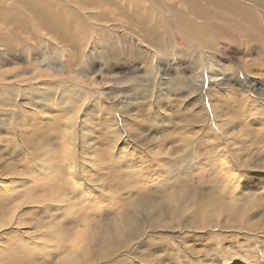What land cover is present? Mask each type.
I'll return each mask as SVG.
<instances>
[{"label":"bare ground","instance_id":"6f19581e","mask_svg":"<svg viewBox=\"0 0 264 264\" xmlns=\"http://www.w3.org/2000/svg\"><path fill=\"white\" fill-rule=\"evenodd\" d=\"M133 1L136 4L131 11ZM180 1L187 3V7L180 8L177 0H0V54L22 50L17 52L29 56L33 51H38L36 54L39 57L33 59L31 65L52 73L66 74V81L48 82L57 94L66 88L63 96L74 98L65 104L61 116L50 107V114L54 116L49 115L50 118L44 121L46 136L38 145L43 150L39 152L40 155L36 153L38 162L30 161L31 164L21 171L6 165L9 166L7 174L4 172L6 166L0 167V264L2 255L7 252L21 257L15 264H35L38 254L53 257L49 262L40 259L39 262L43 264L122 263V259L116 258L123 253L119 250H131L136 242L150 239L152 233L157 232L148 224L162 220V225L155 226L161 229L158 232L174 234V220L179 222L176 229L184 227L182 220L187 215L189 203L198 198L204 199V194L198 192V189L193 192L192 188L184 186L180 192L176 181L181 178V174L194 177L195 173H212L211 176L207 173L208 181L204 178L200 181L201 184L212 183L211 191L205 196L209 207L208 217L211 218L212 214H223L221 208L219 213L212 210V202L227 198L234 203L238 193L243 190L242 195L245 196L251 186L255 185L250 175L240 179L235 172L264 173V162H252L264 156V90L255 92L254 86L247 81L252 66L264 67V27L258 23L257 18L263 15L264 10L261 8L264 9V0H245L247 3L243 0H213L223 8L217 9L213 5L217 10L211 13L200 8L199 0ZM106 21H112L113 27L106 28ZM99 23H105V26ZM118 28H123L122 36L126 41L141 45L147 55L138 51L134 43L130 42L131 47L126 52L113 55V58L124 60V55H129L145 63L147 73L144 84L152 85L149 88L152 103L159 99L154 94L159 86L183 89L189 93L190 102H196L197 107L202 102L199 104L200 117L203 127L208 130L205 134L209 136L210 145L209 150L197 149L199 145L193 150H186L177 138L163 137L155 146L159 147L156 153L153 147L141 156L135 149L130 153L121 151V156H117L111 140V162L118 165L121 160H127L121 169L112 166L114 169H109V172L116 173L105 174L97 182L100 163L93 159V166L80 163V158L85 159V148L88 147L81 144L80 137L88 128L85 121L81 127L78 118L82 109L93 106L107 113L109 118H112L109 116L111 110L98 105L99 98L103 97L99 90L92 91L91 96L87 94V89L95 84L94 78L88 82L79 79L78 86L74 79H77V69H81L78 75L82 73L86 76L84 61L78 63L77 60L85 56L89 44L96 47L93 38L97 32L113 29L111 33L114 34ZM111 38L114 36L108 37L104 33L101 42L109 45ZM62 44L66 46L65 50ZM221 53L227 57H233L232 54L242 56L233 57L239 64L228 63L226 67ZM250 53L255 55L254 59L249 58L252 55ZM148 55L154 58V62ZM165 56L188 57L190 61L184 68L190 75L184 76L180 71L172 79L161 75L156 64L159 57ZM223 70L230 71L235 80L238 78L237 72L242 73L241 78L245 80L244 84L234 85L236 88L230 87V95L223 92L224 89L229 90V81L215 83L222 78ZM206 77L211 87H204ZM138 81L136 78L135 82ZM30 87V84L16 83L13 92L19 96L27 95ZM197 90H200V96L191 99L190 94ZM86 99L88 102H83ZM16 105L13 94L6 88H0V114L4 116L0 118V131L11 136L5 142L12 145V150L17 148L13 140L14 136H18L16 123H19L23 110ZM235 114L248 119L244 123V130L242 126L238 127L240 124ZM113 115L115 117L111 125L107 120L102 125L108 128L103 133L106 139L112 137L120 126L123 132L119 131L117 140L121 141L124 135L123 140L129 137L125 143L130 145L142 137L140 129L128 131L125 121ZM255 122L259 126L251 127ZM98 125L101 126L100 123ZM97 132L102 133L101 130ZM64 138L67 141L62 143ZM47 150L49 154L43 157L41 154ZM94 166L98 168L97 171L90 172L88 168ZM122 177L129 188L141 179L158 180L154 188L160 190L162 198L149 206L147 200L152 194L145 193L137 197L136 203L121 208L115 186ZM108 179L115 189L105 186V180ZM79 181H82L81 185H78ZM123 189L127 190L125 187ZM213 191L217 192V196H213ZM124 195L122 193L123 201L129 197ZM166 195L168 198H165ZM260 207L244 206L241 211L247 216L249 208H257L258 212ZM108 208L111 211L110 220L104 223L98 212ZM152 210L158 212L150 216ZM97 214L99 218H93ZM229 215L234 216L228 218L233 227L240 224L242 228L252 231L264 229V220L240 221L236 218L237 212ZM165 222L170 224L171 231L166 230L167 227L162 228ZM191 225L195 223L191 222ZM216 225L213 223L210 227ZM258 242L253 244L257 245ZM115 251L119 252L112 259L110 255Z\"/></svg>","mask_w":264,"mask_h":264},{"label":"rangeland","instance_id":"374dc122","mask_svg":"<svg viewBox=\"0 0 264 264\" xmlns=\"http://www.w3.org/2000/svg\"><path fill=\"white\" fill-rule=\"evenodd\" d=\"M177 1L180 3H178L180 8L187 7V3H183L180 0ZM243 1L245 2V0ZM198 3L200 8H205L209 13L223 8L220 5H216L213 0H199ZM135 4L136 1H133L130 8L131 11L134 10ZM213 5L217 6V9H215ZM261 10L264 9L261 8ZM257 18L258 23L264 27V12L263 15L257 16ZM106 22V28L113 27L112 21ZM101 25L105 26V23ZM113 31L114 30L111 29L97 32L93 38V40L96 41V47L93 48V46L89 44L85 51V56L77 60L78 63H81V60L84 61L83 67L86 76H83L82 73L81 75H78L80 74L81 69H77L75 72L77 79H74L75 85H80L79 79H85L88 82L90 78H94L95 84L92 85L90 89H87V94L91 96L93 94L92 91L99 90L103 97L99 98L100 102L98 105L110 109L111 115L109 116H112V118H109L108 115H106L107 113H104L99 109H94V106L80 111L78 124L81 126L82 122L85 121L88 128V131L85 130L82 132L80 137V140H82L81 144L85 147L88 146L87 149L85 148V159L80 158V163L93 166L94 162H92V159L93 161H98L101 166L98 162L95 163L101 168L97 172L98 177L96 180L97 182H100L105 174L116 173L109 172V169H114L112 166H115L116 169H121L125 164L124 161L127 160H121L118 165H114V163L111 162L110 156L111 150H113L109 145L111 140L117 156H121V154L119 155V152L121 151L130 153L133 149L137 150V154L141 156L146 154L147 150L153 147L154 152L156 153L159 147L155 146L158 144L159 139L163 137L170 139L177 138L186 150H193L196 145H199V148L197 149L205 148L209 150V136L205 134L208 130L203 127V121L200 117L201 107L199 104H202V102L198 103L197 107L195 105L196 102H190L187 95L189 93H186L183 89L175 90L173 88H167L166 86H162L163 88H160L159 86L157 90L154 91V94L159 99L155 103H152L150 100V94L152 92L149 90L152 85L147 86L144 84L147 73L145 63L140 62L141 60L137 61L129 55H124V60L113 58V55H117L120 52H126L131 47L130 42H132L126 41L123 38V28H118V32L112 34L111 32ZM104 33L105 36L107 35L108 37L114 36V38L109 39V45L101 42ZM51 41L54 40L51 39ZM134 45L138 51H143L146 54V52L142 50L143 47L141 45L136 43H134ZM62 46L65 50L66 46L63 44ZM17 51L22 50H13L11 53L0 54V77H2L0 79V88L8 89L13 94V100L17 103L16 106L23 109L19 123H16L18 136H14L13 140L14 145L17 146L15 150H12L11 144L8 145L5 142V139H10L11 136L9 134L4 135L5 133L2 134V131H0V167L3 168L4 166L9 165L10 167H15L17 171H21L23 167L31 164V162H38L36 156L43 152L42 147H39L38 145L46 136L44 131V121H47L50 117L54 116H51L50 114V107L52 106V109L61 116L65 104L74 100V98L63 96V92L67 91L66 88H63L62 92L57 94L51 89L48 82L49 80L66 81V74L52 73L47 69L32 66L31 61L39 57L37 55L38 51L36 50L29 56L26 54L22 55V52L19 53ZM232 55L233 57L242 56V54ZM148 57L154 62V58L151 55H148ZM160 57L158 58L156 66L161 75L165 76L167 79H172L179 71L184 76L190 75L189 71L184 68V66L190 61L188 57ZM222 57L226 67V64L228 63L239 64L236 58L227 57L225 54H222ZM249 58L254 59L255 55L252 54ZM62 61L65 63L64 58ZM77 62L76 64H78ZM249 70L251 73L247 79L248 83L254 86L255 92L256 90H264V67L261 65L252 66ZM237 75L238 78L235 80L230 71L223 70L222 78L215 83H221V80H224L225 82L229 81V90L224 89L223 92H227V95H230V87L245 83V80L241 78L243 76L242 73L239 74L237 72ZM136 78L139 79L138 82H135ZM68 79L69 77H67V80ZM16 83L24 85L30 84L31 87L29 88L28 94L19 96L14 93L13 89ZM67 84H69V82ZM83 85L87 86L86 83ZM208 85L211 87V82L209 84L208 77H206L204 87L208 88ZM212 86V89H214L215 85L213 83ZM75 94L77 96L76 89ZM198 95L200 96V90L190 94V98H196ZM83 102H88V99ZM233 104L234 103L232 102L231 105ZM113 113L125 121L124 125L127 127L128 131L140 129L143 132L142 137L137 141H132L130 145H127L125 141L129 137H125L123 140V135V141L121 140V142L120 140H117V137L120 134L119 131L121 133L123 132L122 126H120L119 130L118 128L115 130L112 137L106 139L103 136V133L105 134V132L108 131V128H103L102 125L105 120L111 125L115 117ZM0 118H4V116L0 114ZM236 118L240 124L238 127L241 128L242 126L244 130V123L248 119L246 117L237 116ZM149 120H151V123H149ZM122 122L123 121H121L120 124H122ZM98 123H100L101 126L98 125ZM258 126L259 124L256 122L251 125L253 128ZM99 130H101L102 133H98L97 131ZM109 130H111L110 127ZM42 132L44 135H42ZM24 133L27 137L24 136ZM24 139L25 141L23 142ZM66 141L67 140L64 138L63 142H60L65 143ZM185 141H190L191 143L187 144ZM173 143L174 142L172 141V144ZM37 152L38 155L36 154ZM47 154H49V150L41 155L44 157ZM243 156H247V154H243ZM90 159L91 162H88ZM252 162L254 164L264 162V156L257 157L252 160ZM9 166H6V169L4 170L5 174H7ZM88 169L90 172H96L98 168L94 166L92 169ZM207 173L209 174L207 171L206 173H195V175H193L194 177L181 174L184 177L181 176V178H178L179 180L176 181L180 186L178 187L180 192L181 188L187 186L192 188L193 192L198 189V192L204 194V199L198 198L189 203L187 215L182 220V226L184 227L176 229L179 222L174 220L173 225H175V233L166 234L161 231L158 232L161 229L155 228L158 224L162 225V220L152 223V225L148 224V226H152L153 231L157 232H153L150 239L144 238L143 240L138 241V243L136 242V245L131 250H128L127 248L119 250L123 252L121 255L116 256L119 251L113 252L110 255L112 259L116 256V258L122 259L123 261L122 263L119 262L116 264H234L235 262H238V264H264V229L252 231L248 228H242L240 224H238L239 226L236 225L233 227L232 222H228V218L232 219L234 217L229 215L233 212L238 213L236 218H239L240 221L264 220V180H262L264 179V173L235 172L240 179L245 176H251V179L253 180L252 184L255 185L251 186V190H249L245 196L242 195L244 194L243 190L238 193L236 195L237 201L234 203L229 202L227 198L223 199V201L217 200L216 202H212V210L219 213V209L221 208L220 212H223V214L220 216L212 214L211 218L208 217L209 207L206 203L205 196L207 192L211 191L212 183H200L201 178L208 181ZM211 174L212 173H210L209 176H211ZM163 175L165 176L164 173ZM258 177H260V179H258ZM80 182L82 181H79L78 185H81ZM223 184L225 185L227 183ZM157 185L158 180L156 179H141L135 183L134 187L129 188L125 178L122 177L121 180L119 179V183L115 186L118 190L117 200L121 208H123L127 204L130 205L136 203L138 201V196L145 193H151L152 196L147 200V203L151 206V203L162 198L160 190L154 188V186ZM105 186L111 187L110 179L105 180ZM115 187L111 188L115 189ZM123 187L127 190L123 189ZM106 190L108 189L106 188ZM98 193L99 192L97 191V194ZM122 193L126 194L124 197L129 196L125 201H123ZM178 194L179 193H177V195ZM213 196H217V192L213 191ZM165 198H168V195H166ZM258 205H261L258 212L256 210L257 208H249L248 210L250 211L247 212V216L241 211L244 206L256 207ZM155 212L158 211L152 210L150 216ZM251 212H254V214H250ZM98 213L104 223L110 220V208L99 211ZM99 215L97 214V216L93 218L98 219ZM191 222H194L195 225H191ZM213 223H217V225L210 227ZM162 228L170 230V224L165 222ZM258 233H260L259 236ZM256 241H259L257 245L253 244ZM152 244L157 245L158 247H155ZM23 257L26 259L25 256ZM20 258L21 257L16 253L7 252L2 255L1 264H15ZM40 259H46L49 262L53 257L49 258V256L45 254H38L35 259V264H43L39 262Z\"/></svg>","mask_w":264,"mask_h":264}]
</instances>
